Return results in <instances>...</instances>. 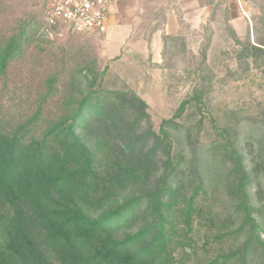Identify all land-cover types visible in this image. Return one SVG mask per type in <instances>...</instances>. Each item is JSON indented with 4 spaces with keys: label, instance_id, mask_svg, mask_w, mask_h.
Returning a JSON list of instances; mask_svg holds the SVG:
<instances>
[{
    "label": "trees",
    "instance_id": "trees-1",
    "mask_svg": "<svg viewBox=\"0 0 264 264\" xmlns=\"http://www.w3.org/2000/svg\"><path fill=\"white\" fill-rule=\"evenodd\" d=\"M14 28L0 30V81L29 65L37 93L0 115V264H264V162L248 167L236 130L208 114L222 204L166 130L191 102L209 112L204 85L156 132L143 99L102 87L104 70H51L37 29Z\"/></svg>",
    "mask_w": 264,
    "mask_h": 264
},
{
    "label": "rangeland",
    "instance_id": "rangeland-1",
    "mask_svg": "<svg viewBox=\"0 0 264 264\" xmlns=\"http://www.w3.org/2000/svg\"><path fill=\"white\" fill-rule=\"evenodd\" d=\"M204 3L208 5L207 0H196L195 10L185 13L188 19L183 20L184 27L165 40L158 63L145 53L129 52L124 57L125 48L111 44L108 48L102 40L104 34L46 39L41 31L46 0H0V30L9 33L24 26L30 34L37 29V41H30L43 49L51 70L64 66L67 72L68 67L87 64V60L98 73L104 68L102 87L131 91L143 99L156 132L204 85L209 112L200 115L191 102L166 130L175 150L185 157L186 171L197 169L206 182L220 185L219 199L226 204L223 177L228 167L221 166L210 150L215 134L208 118L213 117L220 127L236 130L248 167L254 156L264 162V0H213L212 10L210 5L206 11L200 6ZM252 45L262 49L256 51ZM28 72L29 65H23L6 81V87L0 81V115L27 110L35 102L37 87L28 82ZM201 77H205L204 82ZM53 102L48 104L50 113ZM202 116L205 118L199 124ZM247 138L250 148L245 143ZM259 184L264 188V171Z\"/></svg>",
    "mask_w": 264,
    "mask_h": 264
},
{
    "label": "crops",
    "instance_id": "crops-1",
    "mask_svg": "<svg viewBox=\"0 0 264 264\" xmlns=\"http://www.w3.org/2000/svg\"><path fill=\"white\" fill-rule=\"evenodd\" d=\"M195 8L196 0H116L110 7L102 40L108 48L110 44L124 47V57L129 52L145 53L158 63L165 40L179 34L188 19L185 13ZM189 23L187 20L185 26Z\"/></svg>",
    "mask_w": 264,
    "mask_h": 264
},
{
    "label": "built area",
    "instance_id": "built-area-1",
    "mask_svg": "<svg viewBox=\"0 0 264 264\" xmlns=\"http://www.w3.org/2000/svg\"><path fill=\"white\" fill-rule=\"evenodd\" d=\"M116 0H46L42 29L48 40L66 35L103 34Z\"/></svg>",
    "mask_w": 264,
    "mask_h": 264
}]
</instances>
